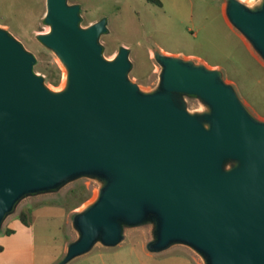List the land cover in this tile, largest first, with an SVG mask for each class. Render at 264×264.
<instances>
[{"label":"water","instance_id":"95a60500","mask_svg":"<svg viewBox=\"0 0 264 264\" xmlns=\"http://www.w3.org/2000/svg\"><path fill=\"white\" fill-rule=\"evenodd\" d=\"M226 11L264 58V0H228ZM81 20L80 4L47 0L51 31L38 37L67 67L58 92L0 27V226L24 196L98 176L105 184L76 215L81 235L61 264L152 219V251L186 244L207 264H264V121L220 70L175 56L157 55L162 88L143 92L129 78L130 48L104 57L107 18ZM176 94L202 98L210 113H190Z\"/></svg>","mask_w":264,"mask_h":264},{"label":"rangeland","instance_id":"374dc122","mask_svg":"<svg viewBox=\"0 0 264 264\" xmlns=\"http://www.w3.org/2000/svg\"><path fill=\"white\" fill-rule=\"evenodd\" d=\"M81 5V26L87 27L102 18L108 31L100 37L103 54L113 59L122 46L130 48L133 63L132 82L145 93L162 88L163 66L158 54L175 56L218 69L232 84L251 113L264 121V83L248 86L240 73L231 71L243 66L248 55L245 44L257 61L264 58L253 43L235 27L227 16L228 0H68ZM250 8H259L263 0H241ZM47 0H0V25L14 35L37 59L34 70L45 79L52 91H61L67 67L38 35L51 26L45 22ZM243 39V40H242ZM210 62V63H209ZM212 63V64H211ZM61 69L58 85L49 81L53 65ZM181 105L192 114L210 113V106L200 97L176 94ZM208 125V123H206ZM235 163L230 162L228 166ZM105 180L81 176L47 192L28 194L20 199L0 226V264H61L68 247L80 238L75 217L99 196ZM84 200V201H83ZM81 201H83L81 203ZM32 221L25 225L20 214ZM9 230L13 232L8 233ZM156 222L125 225L124 239L116 245L98 241L89 251L65 264H207L206 258L186 244H174L162 251H152L148 243L155 239Z\"/></svg>","mask_w":264,"mask_h":264},{"label":"trees","instance_id":"16d2710c","mask_svg":"<svg viewBox=\"0 0 264 264\" xmlns=\"http://www.w3.org/2000/svg\"><path fill=\"white\" fill-rule=\"evenodd\" d=\"M149 1L154 4L160 5V6L162 5L161 0H149ZM245 47L247 49L248 55L245 58V62L243 63V66L235 70H232V69L230 70L231 71L237 70V72L240 73V76H242L243 79L245 80L246 84L248 86H253L252 87V90H253L257 86L256 84L257 80H260L261 83H264V66L260 64L257 61V59L251 54L246 44H245ZM60 78H61V69L57 64H55L53 65L51 74L49 75V81L54 85H58L60 82ZM83 201H81V203ZM20 218H21V221L27 226H29L32 222L29 219L28 214L26 212H22L20 214ZM10 232H13V231L9 230L8 233ZM2 250H3V247L0 246V251Z\"/></svg>","mask_w":264,"mask_h":264},{"label":"crops","instance_id":"0c3cea01","mask_svg":"<svg viewBox=\"0 0 264 264\" xmlns=\"http://www.w3.org/2000/svg\"><path fill=\"white\" fill-rule=\"evenodd\" d=\"M0 25L9 28V26L7 24L0 23ZM6 252H7L6 247H5L4 250L0 251V253H2V254H5ZM65 253H67V252H65ZM190 258L192 259V263L191 264H196V259L194 257H190Z\"/></svg>","mask_w":264,"mask_h":264},{"label":"bare ground","instance_id":"6f19581e","mask_svg":"<svg viewBox=\"0 0 264 264\" xmlns=\"http://www.w3.org/2000/svg\"><path fill=\"white\" fill-rule=\"evenodd\" d=\"M51 31V28L49 29L48 32L46 33H49ZM43 33V32H42ZM45 33V32H44ZM67 79H68V76H65V82L63 83V87L61 89H64L66 87V84H67Z\"/></svg>","mask_w":264,"mask_h":264}]
</instances>
